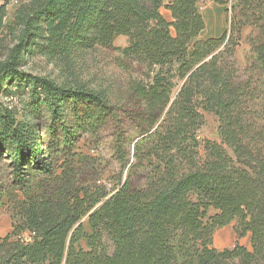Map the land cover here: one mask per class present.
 I'll list each match as a JSON object with an SVG mask.
<instances>
[{"label": "trees", "instance_id": "1", "mask_svg": "<svg viewBox=\"0 0 264 264\" xmlns=\"http://www.w3.org/2000/svg\"><path fill=\"white\" fill-rule=\"evenodd\" d=\"M164 1L20 4L15 19L22 30L0 61V93L8 94L13 81L23 84L29 106L19 120L0 98V151L25 196L12 232L0 238V264H264V0H213L231 3L227 28L204 39L197 0ZM42 27L49 57L113 48L143 77H130L115 104L104 90L24 72L22 53ZM245 27L253 56L240 69L235 49ZM119 35L128 38L122 48L114 45ZM174 78L182 83L172 97ZM41 105L46 122L33 123L29 113ZM202 111L218 118V141H204V159L196 135ZM109 124L117 185L111 193L75 186L73 146L83 133L98 145ZM30 176L40 177L39 195L28 192ZM2 197L0 190V203ZM231 222L234 246L214 248V232ZM247 233L251 250L239 243Z\"/></svg>", "mask_w": 264, "mask_h": 264}, {"label": "rangeland", "instance_id": "2", "mask_svg": "<svg viewBox=\"0 0 264 264\" xmlns=\"http://www.w3.org/2000/svg\"><path fill=\"white\" fill-rule=\"evenodd\" d=\"M24 1L11 0L4 4L0 0V13L4 12L2 23L0 24V61L8 57L11 49L18 41V36L21 34L22 26L17 23L15 15L20 4ZM197 5L200 12L204 13L207 9L213 12L217 11L215 7L218 4L213 0H197ZM230 7L231 3L220 5L219 15L222 18L224 29L227 28L225 9ZM205 18H207V15ZM250 30V27L244 28L242 41L235 49V59L240 69L246 65L247 59L253 56L250 52V45L246 41ZM45 38L46 32L44 27H42L34 43L26 46L22 53V63L20 65V68L24 72L46 76L57 83H78L90 89L104 90L110 102L115 104L122 102L124 90L130 77H143L141 69H138L135 65L132 69L129 68V65L122 61L120 53L113 48L95 45L88 49L75 51L68 56L57 55L49 57L43 50ZM127 43L128 38L124 35H119L114 39V45L121 48ZM173 81L172 97L177 93L182 83L177 78H174ZM0 98L5 105L15 110L19 120L24 119V106H29V95L28 90L23 87V84L17 85L13 81L10 85L9 93H0ZM28 119H32L33 123L39 122L45 124L46 115L42 105L38 113H29ZM202 120L203 123L197 130L196 135L200 142L198 156L204 159V141L207 139L218 141V118L212 112L202 111ZM41 138L44 144H46L48 135L44 129L41 132ZM110 140V124L107 125L103 139L98 145L92 144L85 133L78 138L73 146V151L76 153L78 159L74 165L76 167L74 169L76 174L74 178L75 186L86 184L93 188V186L99 185L111 193L118 183L120 166L114 159ZM61 162L62 159L55 163L56 173L61 172ZM123 175H125V172H123ZM39 179V176H30L28 182L30 188L28 192L39 195L40 186L37 183ZM0 190L3 195L0 203V238H2L12 232V226L16 220V218L13 220L16 206L25 196L23 190L17 187L14 182L10 159L4 151H0ZM214 213L215 211L211 209L210 215ZM86 217L84 216L80 222L88 230ZM233 226L234 222H231L214 232L212 237V246L214 248L222 250L234 246L236 238ZM20 236L21 239L27 240L29 235L28 232L23 231ZM223 238L226 240L223 241ZM239 243L251 250L250 233L240 238ZM78 244L83 245V242L80 241Z\"/></svg>", "mask_w": 264, "mask_h": 264}, {"label": "crops", "instance_id": "3", "mask_svg": "<svg viewBox=\"0 0 264 264\" xmlns=\"http://www.w3.org/2000/svg\"><path fill=\"white\" fill-rule=\"evenodd\" d=\"M168 1L169 0H166L164 3H167ZM215 8H216L217 11L213 12V11H210L209 9H207V10L204 11V13H201L202 17L204 19V22H205V27L200 32V34L198 36L199 38H203L204 39V38H207V37H216V36H219L224 31L222 18L219 15L220 5H216ZM207 11H209L210 13H208ZM160 12H161V14L163 15V17L166 20H168V21L172 20L171 13H170V11L167 8L162 6L160 8ZM206 15H207V18H205ZM210 16H212V17H210ZM211 23H213V27L212 28H210Z\"/></svg>", "mask_w": 264, "mask_h": 264}, {"label": "bare ground", "instance_id": "4", "mask_svg": "<svg viewBox=\"0 0 264 264\" xmlns=\"http://www.w3.org/2000/svg\"><path fill=\"white\" fill-rule=\"evenodd\" d=\"M208 13H210L209 11H207ZM207 14V13H206ZM208 15V14H207ZM213 15V14H212ZM209 16V15H208ZM210 17H212V16H210ZM213 19V18H212ZM210 20V19H209ZM213 27V23H211V26H210V28H212ZM223 241H225L226 239H222Z\"/></svg>", "mask_w": 264, "mask_h": 264}, {"label": "built area", "instance_id": "5", "mask_svg": "<svg viewBox=\"0 0 264 264\" xmlns=\"http://www.w3.org/2000/svg\"><path fill=\"white\" fill-rule=\"evenodd\" d=\"M29 237V236H28Z\"/></svg>", "mask_w": 264, "mask_h": 264}]
</instances>
